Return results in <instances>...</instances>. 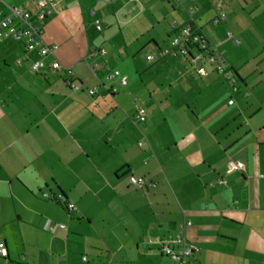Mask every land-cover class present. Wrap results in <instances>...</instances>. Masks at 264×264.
<instances>
[{"label":"crops","instance_id":"0c3cea01","mask_svg":"<svg viewBox=\"0 0 264 264\" xmlns=\"http://www.w3.org/2000/svg\"><path fill=\"white\" fill-rule=\"evenodd\" d=\"M218 1L191 17L188 0H111L120 34L92 12L95 36L74 43L66 24L102 2L55 0L43 39L58 72L0 37V264H178L162 246L179 235L194 264H264V0ZM15 6L34 2L0 0V21ZM186 26L222 69L172 45ZM231 160L245 169L226 175Z\"/></svg>","mask_w":264,"mask_h":264},{"label":"built area","instance_id":"2783aa9c","mask_svg":"<svg viewBox=\"0 0 264 264\" xmlns=\"http://www.w3.org/2000/svg\"><path fill=\"white\" fill-rule=\"evenodd\" d=\"M141 1V0H135ZM191 5L189 7V13L192 17V14L195 12L197 6L195 5V0H188ZM218 1V0H217ZM34 9L25 10L21 7H10V14L0 21V37L2 38H14L15 40L23 42L24 48L27 53H30L36 57V59L31 64V69L35 73H41L43 71H63V66L58 59L55 58V53L58 51L59 46L55 43L48 44L43 39L44 35V26L46 20L52 16V14L57 9V4L55 0H33ZM221 6V2L218 1ZM227 17L226 13L222 11L214 19V23L218 24ZM96 26L99 31L102 30V22L100 20L96 21ZM231 37V34H229ZM172 45L174 47H181V53L184 56L189 55L190 50L194 47H200L203 51H206V57H204L202 52L196 57V60L200 61L202 64L209 60L211 63H218V69H222V66L219 65L220 57H216L208 49L207 42L202 39L198 34L192 33L188 26L182 27L178 36H176ZM102 55L106 56L107 51H93L92 56ZM52 57V61L48 62L47 60ZM149 60H153V57L150 56ZM68 73L72 74V71L67 69ZM119 79L122 86L128 85V78L123 76L119 71H114L110 73L109 79ZM69 86L74 90H81V87L75 83L69 82ZM119 89L112 87L110 93L112 95L118 94ZM86 93L89 96L95 95V90H87ZM234 103L233 100L230 101V105ZM137 119H140L142 122L146 120L144 113L137 115ZM245 169V165L240 161L231 160L227 164L226 175H231L234 172L242 171ZM130 183L133 184L138 189H146L150 184L143 178H138L135 175L130 176ZM223 184H226L225 180H222ZM67 210L75 209L74 204H67ZM188 226L192 225L191 222L187 223ZM65 228L64 225L50 224L47 227V230L51 233H56L58 229ZM171 243L177 245L178 250L171 246ZM162 251L174 262L178 264H194L192 262V257L196 252L199 251L198 247L194 244L188 243L181 235L170 238L167 240L163 246ZM0 257L6 258L7 253L5 250V244H0ZM6 264V263H3Z\"/></svg>","mask_w":264,"mask_h":264},{"label":"rangeland","instance_id":"374dc122","mask_svg":"<svg viewBox=\"0 0 264 264\" xmlns=\"http://www.w3.org/2000/svg\"><path fill=\"white\" fill-rule=\"evenodd\" d=\"M97 1V0H95ZM111 0H98L99 2H102L101 6L98 8V11H95V8L90 9V10H86L83 11L81 13H79V20H77L76 22H69L66 24V26L64 27V36L68 39L71 40L72 42L75 43L76 37L75 35L77 34L78 36L82 35V42L83 41H88V39H93V37L95 36L96 31L94 30V19L95 17L91 15L92 12H97L98 13V17L101 19H106L108 20L109 23H111V27L106 29L105 26V31L104 32H113L115 35L120 34V28L118 26V23L116 22V19L114 17V12H113V8L111 7L110 3ZM108 5V6H107ZM97 17V18H98ZM136 29L138 30L139 27H136ZM97 35H100L97 34ZM144 56H146V54H148L150 51H143ZM153 56L154 55H150Z\"/></svg>","mask_w":264,"mask_h":264},{"label":"trees","instance_id":"16d2710c","mask_svg":"<svg viewBox=\"0 0 264 264\" xmlns=\"http://www.w3.org/2000/svg\"><path fill=\"white\" fill-rule=\"evenodd\" d=\"M67 209V208H66Z\"/></svg>","mask_w":264,"mask_h":264}]
</instances>
